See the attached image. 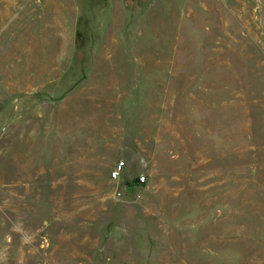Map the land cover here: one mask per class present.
Returning a JSON list of instances; mask_svg holds the SVG:
<instances>
[{"label": "rangeland", "instance_id": "obj_1", "mask_svg": "<svg viewBox=\"0 0 264 264\" xmlns=\"http://www.w3.org/2000/svg\"><path fill=\"white\" fill-rule=\"evenodd\" d=\"M0 264H264V0H0Z\"/></svg>", "mask_w": 264, "mask_h": 264}, {"label": "built area", "instance_id": "obj_2", "mask_svg": "<svg viewBox=\"0 0 264 264\" xmlns=\"http://www.w3.org/2000/svg\"><path fill=\"white\" fill-rule=\"evenodd\" d=\"M127 164L125 160H118L110 172L111 180L116 184L115 194L122 198L128 189L135 190V198L140 199L143 196V191L147 186V176L145 173H140L136 176L135 181H125Z\"/></svg>", "mask_w": 264, "mask_h": 264}]
</instances>
